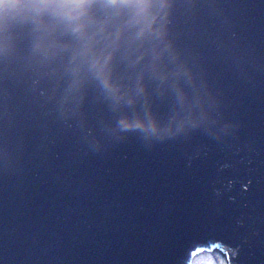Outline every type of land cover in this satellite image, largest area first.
<instances>
[{
  "label": "snow or ice",
  "instance_id": "6c2138e0",
  "mask_svg": "<svg viewBox=\"0 0 264 264\" xmlns=\"http://www.w3.org/2000/svg\"><path fill=\"white\" fill-rule=\"evenodd\" d=\"M57 3L41 8L30 26L12 27L0 37V174H8L26 150L30 165L39 160L52 173L54 184L40 197L36 216L51 212L61 226L83 221L98 230L129 203L136 216L150 210L155 190L149 193L112 167L91 169L79 153L83 143L105 154L122 147L140 129L128 120L150 122L179 109L187 139L219 125L229 99L240 104L259 88L264 107V22L257 33L249 15L256 9L264 14V0H184L183 7L199 14L190 16L187 39L171 57L130 54L116 42L102 45L92 17L103 13L105 22L138 25L174 9L177 0ZM228 10L243 15L237 19ZM199 238L190 234L191 256L203 250L196 246Z\"/></svg>",
  "mask_w": 264,
  "mask_h": 264
},
{
  "label": "water",
  "instance_id": "95a60500",
  "mask_svg": "<svg viewBox=\"0 0 264 264\" xmlns=\"http://www.w3.org/2000/svg\"><path fill=\"white\" fill-rule=\"evenodd\" d=\"M183 3L177 0L174 9L144 17L138 25L118 18L105 22L103 13L92 17V22L102 45L116 42L130 54L165 52L171 57L186 41L189 18L195 13ZM225 14L237 19L243 15L232 10ZM249 15L254 16L252 25L258 33L264 14L256 9ZM30 20L23 17L13 27H28ZM162 30L168 32L166 38L160 35ZM248 71L254 73L255 65L250 64ZM184 121L179 109L150 122L128 120L127 124H139L140 129L108 154L92 151L88 143L80 145V157L89 168L112 167L149 193L157 192L149 197L147 213L136 216L129 203L98 230L83 221L61 226L51 212L36 216L40 197L54 179L39 160L30 165V153L22 152L8 174H0V262L184 264L186 259L191 264L190 250L195 249L189 237L195 231L200 236L196 246L203 249L198 253L216 249L227 264H261L264 107L259 88L249 91L240 104L226 101L222 122L208 132L185 139L180 130ZM213 243L219 247H212Z\"/></svg>",
  "mask_w": 264,
  "mask_h": 264
},
{
  "label": "clouds",
  "instance_id": "9594fccd",
  "mask_svg": "<svg viewBox=\"0 0 264 264\" xmlns=\"http://www.w3.org/2000/svg\"><path fill=\"white\" fill-rule=\"evenodd\" d=\"M50 6L59 4L57 0H0V37H3L21 18H36L41 8ZM211 251L213 250L209 252Z\"/></svg>",
  "mask_w": 264,
  "mask_h": 264
},
{
  "label": "rangeland",
  "instance_id": "374dc122",
  "mask_svg": "<svg viewBox=\"0 0 264 264\" xmlns=\"http://www.w3.org/2000/svg\"><path fill=\"white\" fill-rule=\"evenodd\" d=\"M203 252H205V251H203ZM217 252L218 251L216 249H214L211 252H209V251L208 252H205V253H208V255L207 256H204L202 258H201V256L198 257L197 260H196V262H194V264H227L226 263V260H222V258H224V257H221L220 260H218L217 258L215 259L214 257L211 256V254H216Z\"/></svg>",
  "mask_w": 264,
  "mask_h": 264
},
{
  "label": "bare ground",
  "instance_id": "6f19581e",
  "mask_svg": "<svg viewBox=\"0 0 264 264\" xmlns=\"http://www.w3.org/2000/svg\"><path fill=\"white\" fill-rule=\"evenodd\" d=\"M207 255H208V253H205V252L197 253V254L193 257L191 264H194V262H196V260H197L198 257L201 256V258H202V257L207 256ZM211 256L214 257L215 259L217 258L218 260H220V258L223 257V256H222L221 254H219L218 252H217L216 254H211ZM201 258H200V259H201ZM222 260H225V259L222 258Z\"/></svg>",
  "mask_w": 264,
  "mask_h": 264
}]
</instances>
